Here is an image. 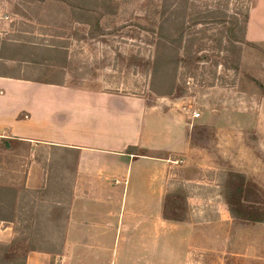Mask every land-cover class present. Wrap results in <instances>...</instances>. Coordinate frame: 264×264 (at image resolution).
I'll return each mask as SVG.
<instances>
[{
  "label": "rangeland",
  "instance_id": "1",
  "mask_svg": "<svg viewBox=\"0 0 264 264\" xmlns=\"http://www.w3.org/2000/svg\"><path fill=\"white\" fill-rule=\"evenodd\" d=\"M1 1L2 12L10 16L7 20L11 28L21 31L26 23V43H35L36 47L32 48L39 46L34 50L43 60L39 73L53 70L54 64L48 61L51 58L57 59L58 64L65 61L67 85L138 97L149 106L170 109L185 124L190 144L189 182L183 188L170 181L168 193L197 194L199 200L195 204L193 200L188 201L190 204L185 200L186 222L160 223L157 252L154 251L157 256L151 263L143 259L142 264H264V220L246 222L231 218L221 191L227 172L243 175V186L247 184L249 197L253 195L250 200L260 202L258 207L263 209L264 216V43L242 47L238 73L218 67L219 79L213 87L200 78L188 79L183 96L160 98L149 94L150 74L145 68L153 53L151 33L146 29L154 27L159 0H112L114 14L96 7L101 0H85L94 10L90 15L98 18V29L95 22L92 27L78 23L65 0ZM224 2L229 13H249L256 4V0H194L193 3L202 8L205 3L223 6ZM258 10L263 12L264 25V0ZM1 35L4 39V34ZM12 38L20 39L16 33ZM45 46L58 50L65 47L66 59L61 57L59 61V54ZM209 66L210 62L199 63V67ZM194 113L199 117L193 118ZM164 125L160 124L161 131ZM5 141L0 140V185L20 192L32 161V148L26 146L25 150L11 144V148L4 149ZM56 158L61 163L60 155ZM43 166L49 174L53 165L49 160ZM59 166L61 173L64 165ZM69 189L67 182L59 177L50 178L49 183L47 178L45 188L40 189L44 194L39 197L45 215L47 210L65 208L70 203ZM45 219L44 238L59 242L61 227L55 230ZM14 223L16 238L20 236L16 227L21 226ZM123 246L111 242L108 249L120 255ZM128 246H124L127 256L132 252L136 256L139 250ZM138 254L149 255L147 251Z\"/></svg>",
  "mask_w": 264,
  "mask_h": 264
},
{
  "label": "crops",
  "instance_id": "2",
  "mask_svg": "<svg viewBox=\"0 0 264 264\" xmlns=\"http://www.w3.org/2000/svg\"><path fill=\"white\" fill-rule=\"evenodd\" d=\"M262 1L256 0L248 13L246 40L253 44L264 43L263 12L258 10ZM1 7L0 0V140L32 148L22 190L45 188L48 175L70 188L61 255L30 252L25 264L151 263L157 256L160 223L165 222L161 205L170 192L168 183L184 188L189 182L185 124L170 109L147 106L138 97L67 85L65 66L58 61L54 71L39 73L43 60L34 51L39 46L26 43V23L21 31L11 28L10 16ZM15 33L19 40L12 38ZM128 147L151 157L134 158L126 153ZM73 150L78 152L75 162ZM56 155H64L61 163ZM49 160L51 174L43 166ZM59 164L64 165L61 173ZM198 196L187 193V203L195 204ZM14 227V222L0 221V244L12 241ZM111 242L149 255L127 256L124 246L120 255L113 249L110 253Z\"/></svg>",
  "mask_w": 264,
  "mask_h": 264
},
{
  "label": "trees",
  "instance_id": "3",
  "mask_svg": "<svg viewBox=\"0 0 264 264\" xmlns=\"http://www.w3.org/2000/svg\"><path fill=\"white\" fill-rule=\"evenodd\" d=\"M74 1L65 0L72 13L77 16V22L91 27L92 22H95L94 25L98 29V18L90 15L91 11H94L91 5L85 0H78V4ZM193 2L194 0H159L154 27L146 29L151 33L150 42L153 45L152 56L145 63V68L150 74L151 96L181 97L186 93L184 86L188 79L200 78L208 87H213L214 81L219 79L217 68L238 73L242 47L252 46L245 38L248 11L229 13L225 2L223 6L219 3H205L202 8H198ZM97 6L106 13L114 14L112 0H101ZM95 10L98 12L97 8ZM49 48L55 55L61 52ZM63 54L65 60L66 52ZM51 59L48 60L49 64H57V59L53 61ZM64 62L60 64L64 65ZM202 62H210L209 68L199 67V63ZM146 105L149 106L148 103ZM3 147L11 148V141H5ZM126 153L133 155L134 158L151 157L148 152L136 147H128ZM77 155L78 152L73 150L74 162ZM63 158L64 155H60V159ZM74 171L73 169V174ZM243 185V175L226 173L221 191L230 217L236 221L262 222L264 216L261 211L263 209L258 207L260 202L256 199L250 200L253 195L249 197L250 193L247 191L249 188L246 187L247 184ZM42 194L44 192L40 190L26 189L19 192L13 187L0 185V221H15L21 226L16 227L20 236L18 235L8 245L0 247V264H25L26 256L30 252L61 254L69 203L65 208L47 210L45 215L39 199ZM185 200L184 193L166 194L161 209L162 219L174 223L186 222ZM56 205L60 203L57 202ZM44 219L47 224L56 226L58 230L61 227L59 242L44 238L46 230L42 223Z\"/></svg>",
  "mask_w": 264,
  "mask_h": 264
},
{
  "label": "built area",
  "instance_id": "4",
  "mask_svg": "<svg viewBox=\"0 0 264 264\" xmlns=\"http://www.w3.org/2000/svg\"><path fill=\"white\" fill-rule=\"evenodd\" d=\"M197 117H199V114L198 113H194L193 114V118H197Z\"/></svg>",
  "mask_w": 264,
  "mask_h": 264
}]
</instances>
